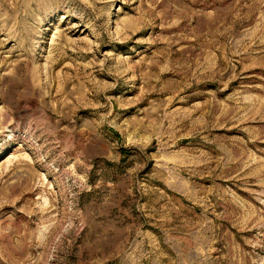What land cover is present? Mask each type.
I'll return each instance as SVG.
<instances>
[{
	"label": "rangeland",
	"instance_id": "1",
	"mask_svg": "<svg viewBox=\"0 0 264 264\" xmlns=\"http://www.w3.org/2000/svg\"><path fill=\"white\" fill-rule=\"evenodd\" d=\"M0 264H264V0H0Z\"/></svg>",
	"mask_w": 264,
	"mask_h": 264
}]
</instances>
